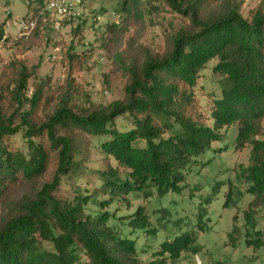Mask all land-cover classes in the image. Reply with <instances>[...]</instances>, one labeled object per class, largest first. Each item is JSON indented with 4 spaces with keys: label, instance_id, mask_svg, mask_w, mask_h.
<instances>
[{
    "label": "trees",
    "instance_id": "obj_1",
    "mask_svg": "<svg viewBox=\"0 0 264 264\" xmlns=\"http://www.w3.org/2000/svg\"><path fill=\"white\" fill-rule=\"evenodd\" d=\"M41 2L31 33L38 37L48 28ZM244 3L123 0L121 11H131L139 25L143 13L167 9L185 22L171 25L162 51L129 36L130 25H106L101 47L112 60L111 73L125 82L122 96L108 105H95L79 89L74 73L87 59L69 51L66 83L52 112L40 119L46 81L34 83L28 96L36 68L18 59L10 63L7 81L0 79V264H177L192 251L197 230L164 235L153 250L150 242L167 223L180 227L190 217L172 220L158 206L151 214L147 204L182 193L189 185L187 171L212 163L222 150L215 147L224 140L222 130L229 127H236L237 150L251 146L250 164L238 176L252 196L244 230L235 223L231 242L239 235L248 245L264 247L260 231L251 235L258 226L254 213L264 218V0L248 16ZM83 20L72 32H83ZM4 39L0 25V45ZM212 62L220 94L209 124L196 86ZM119 119L126 121L120 127ZM18 133L24 150L10 146ZM210 152L215 155L206 159ZM229 184L225 206L237 190ZM136 200L145 202L129 211ZM195 215L197 229L207 230L202 204Z\"/></svg>",
    "mask_w": 264,
    "mask_h": 264
},
{
    "label": "rangeland",
    "instance_id": "obj_2",
    "mask_svg": "<svg viewBox=\"0 0 264 264\" xmlns=\"http://www.w3.org/2000/svg\"><path fill=\"white\" fill-rule=\"evenodd\" d=\"M42 1V2H41ZM50 0H0V25L4 26L5 39L0 45V79L7 81L8 66L15 60H21L29 68L35 67V75L30 79L28 96L32 95L34 83L46 81V98L37 111V116L45 120L52 112L56 100L60 95L61 87L66 83L68 75V61L65 59L67 52H75L86 57L87 62L74 73L75 83L95 105H108L120 98L123 94L124 79L112 74V60L109 59L101 47V38L108 23H124L130 25L128 35L138 37L140 43L147 45L152 51H162L165 45V37L172 26L182 25L185 20L181 16H175L170 10H163L152 15L145 12L139 25V20L134 19L131 11H121L123 0H86L78 19L70 24H64L60 29L48 28L43 36L22 35L20 22L30 15L36 16V8L41 2L43 10ZM262 0H245L243 14L248 16L254 11ZM147 14V15H146ZM84 19V20H83ZM85 22L81 33L72 32L81 21ZM95 21V24L93 22ZM132 23V24H131ZM172 25V26H171ZM140 26V27H139ZM212 62L201 74L196 86L197 99L201 105V112L210 117L213 99L219 96L217 83L218 76L213 73ZM87 99L86 97L84 98ZM126 121L119 119L117 126H122ZM225 134L223 142L219 141L215 147L222 150L212 163L202 167L194 164L187 171L188 187L182 193H168L161 198H152L148 203L149 211L164 207L172 215V220L189 215L187 224L175 227L167 223V230L162 231L155 240L151 241L153 250L159 248L158 242L164 239V235L171 237L174 234L192 232L197 230V241L191 252L183 253L177 264H264V247L257 248L255 244H246L245 237L239 238L235 244L231 242L230 233L235 223L241 231L245 223V212L250 208L252 196L246 191L248 184L240 181L239 173L242 168L250 164L251 146L237 150L233 143L237 136L236 127L222 130ZM22 133L10 137V146L14 150H24L25 142ZM215 154L210 152L206 159ZM100 166V163H94ZM95 178L89 188H93ZM232 183L236 187L233 201L225 206L226 196ZM145 201L136 200L129 211L135 206L143 205ZM207 210L210 219L205 231L197 229V210L199 207ZM127 212L126 210L123 211ZM258 226L253 230L252 237H257L255 232L260 231V237L264 241V218L255 214ZM237 218V221L235 219ZM154 216L152 215V220ZM139 246L144 244V238L138 240ZM149 254L144 255L147 259Z\"/></svg>",
    "mask_w": 264,
    "mask_h": 264
},
{
    "label": "built area",
    "instance_id": "obj_3",
    "mask_svg": "<svg viewBox=\"0 0 264 264\" xmlns=\"http://www.w3.org/2000/svg\"><path fill=\"white\" fill-rule=\"evenodd\" d=\"M84 5L85 0H50L40 15L44 25L60 29L64 24H70L78 19ZM39 19V15L34 16L33 14L23 18L20 22V33L26 36L30 35L36 28Z\"/></svg>",
    "mask_w": 264,
    "mask_h": 264
}]
</instances>
